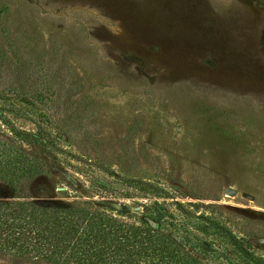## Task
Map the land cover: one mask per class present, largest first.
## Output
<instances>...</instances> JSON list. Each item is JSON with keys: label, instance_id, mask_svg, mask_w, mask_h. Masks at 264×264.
<instances>
[{"label": "rangeland", "instance_id": "374dc122", "mask_svg": "<svg viewBox=\"0 0 264 264\" xmlns=\"http://www.w3.org/2000/svg\"><path fill=\"white\" fill-rule=\"evenodd\" d=\"M0 137L38 162L27 199L264 264V0H0Z\"/></svg>", "mask_w": 264, "mask_h": 264}, {"label": "trees", "instance_id": "16d2710c", "mask_svg": "<svg viewBox=\"0 0 264 264\" xmlns=\"http://www.w3.org/2000/svg\"><path fill=\"white\" fill-rule=\"evenodd\" d=\"M40 168L13 140L0 137V259L44 264H201L162 228V213L139 220L81 204L24 197Z\"/></svg>", "mask_w": 264, "mask_h": 264}, {"label": "water", "instance_id": "95a60500", "mask_svg": "<svg viewBox=\"0 0 264 264\" xmlns=\"http://www.w3.org/2000/svg\"><path fill=\"white\" fill-rule=\"evenodd\" d=\"M235 190L233 188H230V187H227L225 189V193L228 194V195H234L235 194Z\"/></svg>", "mask_w": 264, "mask_h": 264}]
</instances>
